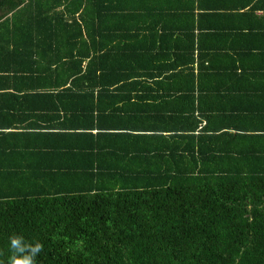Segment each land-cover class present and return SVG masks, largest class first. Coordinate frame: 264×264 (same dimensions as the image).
Instances as JSON below:
<instances>
[{
    "label": "trees",
    "instance_id": "obj_1",
    "mask_svg": "<svg viewBox=\"0 0 264 264\" xmlns=\"http://www.w3.org/2000/svg\"><path fill=\"white\" fill-rule=\"evenodd\" d=\"M13 233L264 264V0H0V261Z\"/></svg>",
    "mask_w": 264,
    "mask_h": 264
},
{
    "label": "clouds",
    "instance_id": "obj_2",
    "mask_svg": "<svg viewBox=\"0 0 264 264\" xmlns=\"http://www.w3.org/2000/svg\"><path fill=\"white\" fill-rule=\"evenodd\" d=\"M43 250L44 245L39 240H29L24 235L13 233L8 238L7 259L0 264H37ZM3 255L0 252V256Z\"/></svg>",
    "mask_w": 264,
    "mask_h": 264
},
{
    "label": "crops",
    "instance_id": "obj_3",
    "mask_svg": "<svg viewBox=\"0 0 264 264\" xmlns=\"http://www.w3.org/2000/svg\"><path fill=\"white\" fill-rule=\"evenodd\" d=\"M1 93H4V95L6 94V92H1Z\"/></svg>",
    "mask_w": 264,
    "mask_h": 264
}]
</instances>
